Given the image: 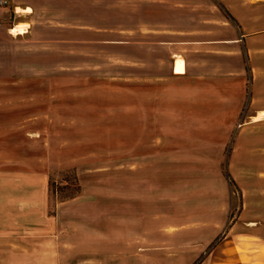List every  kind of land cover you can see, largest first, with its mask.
<instances>
[{"label":"rangeland","instance_id":"374dc122","mask_svg":"<svg viewBox=\"0 0 264 264\" xmlns=\"http://www.w3.org/2000/svg\"><path fill=\"white\" fill-rule=\"evenodd\" d=\"M26 7L30 32L14 36ZM230 18L236 122L163 139L153 43L227 38ZM259 109L264 0H0V264H264Z\"/></svg>","mask_w":264,"mask_h":264},{"label":"crops","instance_id":"0c3cea01","mask_svg":"<svg viewBox=\"0 0 264 264\" xmlns=\"http://www.w3.org/2000/svg\"><path fill=\"white\" fill-rule=\"evenodd\" d=\"M27 9L30 11L26 12ZM21 11L27 15H14L21 19L12 28L24 26V33L17 36L25 38L30 32L28 29H31L28 18L32 10L26 7ZM226 24L234 28L227 38H180L153 43L164 46L165 58L168 61L163 76L153 79V132H160L159 136L163 139L170 141L176 137L172 133L173 126L180 123L209 124L208 130H214L217 124L228 125L236 122L246 101L243 84L246 68L241 60L245 51L239 45L244 35L239 33V28L233 20L229 19ZM176 59L184 62L182 74L174 72ZM154 77L156 75L153 74ZM261 112H264V109L257 110L256 114ZM257 115L251 117L256 118ZM175 126L174 128H178ZM190 134L183 133L181 137L189 140L201 139L196 133Z\"/></svg>","mask_w":264,"mask_h":264},{"label":"bare ground","instance_id":"6f19581e","mask_svg":"<svg viewBox=\"0 0 264 264\" xmlns=\"http://www.w3.org/2000/svg\"><path fill=\"white\" fill-rule=\"evenodd\" d=\"M26 11H30V9H27ZM23 33H24V26H21V25L16 26L15 28L10 29V34H12L14 36L21 35ZM260 116H264V113H261Z\"/></svg>","mask_w":264,"mask_h":264},{"label":"trees","instance_id":"16d2710c","mask_svg":"<svg viewBox=\"0 0 264 264\" xmlns=\"http://www.w3.org/2000/svg\"><path fill=\"white\" fill-rule=\"evenodd\" d=\"M231 19V18H230ZM232 20V19H231ZM74 181H75V179H74ZM53 192V191H52Z\"/></svg>","mask_w":264,"mask_h":264}]
</instances>
